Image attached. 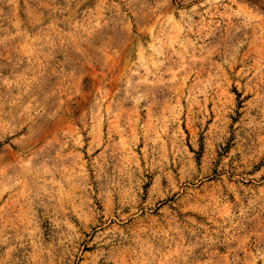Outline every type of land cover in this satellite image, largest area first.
<instances>
[{"label":"rangeland","instance_id":"374dc122","mask_svg":"<svg viewBox=\"0 0 264 264\" xmlns=\"http://www.w3.org/2000/svg\"><path fill=\"white\" fill-rule=\"evenodd\" d=\"M0 264H264V0H0Z\"/></svg>","mask_w":264,"mask_h":264}]
</instances>
